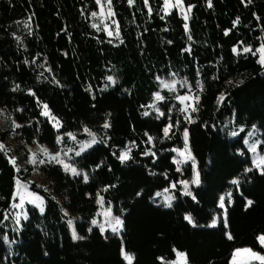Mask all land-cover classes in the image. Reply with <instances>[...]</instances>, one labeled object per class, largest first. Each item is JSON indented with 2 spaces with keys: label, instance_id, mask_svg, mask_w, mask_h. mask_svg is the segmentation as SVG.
<instances>
[{
  "label": "trees",
  "instance_id": "trees-1",
  "mask_svg": "<svg viewBox=\"0 0 264 264\" xmlns=\"http://www.w3.org/2000/svg\"><path fill=\"white\" fill-rule=\"evenodd\" d=\"M182 1L187 19L166 13L165 0H0V264H167L178 251L188 264H234L238 248L264 254V171L244 132L230 139L221 128L233 117L255 125L264 151V0ZM175 79L178 91L167 87ZM192 93L193 106L179 99ZM86 131L95 143L74 157L79 173L48 163L47 185L31 180L32 144L58 149L59 135ZM185 131L200 177L190 194L180 181L192 163L173 159ZM18 179L43 196V212L27 203L18 215ZM100 199L119 232L93 223Z\"/></svg>",
  "mask_w": 264,
  "mask_h": 264
},
{
  "label": "rangeland",
  "instance_id": "rangeland-1",
  "mask_svg": "<svg viewBox=\"0 0 264 264\" xmlns=\"http://www.w3.org/2000/svg\"><path fill=\"white\" fill-rule=\"evenodd\" d=\"M102 4L106 5V1H102ZM174 8H177L178 11L184 17L188 18L189 9L185 6L182 0H179V3L178 0H165L166 13H170ZM99 14L100 17L106 18L107 9L105 7H101L99 10ZM183 86H185L184 82L176 79L170 83H167V87L173 91H178L179 88ZM181 97H187V99L183 100V102L193 106L198 95L194 93L185 94V95L180 94L179 95L180 100ZM46 111L48 112L49 115V111L48 110ZM56 127H58L57 123H56ZM221 128L224 134H226V136L229 137L230 139L236 138L244 132V143L250 152L254 166L258 168L260 171H264V163H261V161H264V151L260 147L261 137L257 127L252 124H245L243 122H238L235 119V117H233L230 118L225 124L221 125ZM86 133L87 136L83 138L81 137V139H78L76 135L69 133L67 135L68 140H66L62 135H59L58 149H53L48 145L40 142H35L34 144H32L30 147V155L28 159V163L31 165V170H32L31 180L32 181L37 180L40 183H42V185H47L46 178L43 175L42 167L48 163L60 164L64 169H65L64 165H69L70 168L76 170V173H79L78 167L72 162L74 157L83 153L94 144L92 142L94 137L91 134H89L90 132L88 133L86 131ZM253 147L255 148V151L251 150ZM43 150H46V152ZM122 154H127V153L124 152ZM53 157H56V159H53ZM173 159L174 162L178 165V169L181 168L180 166L181 164L192 163L193 174L191 179H182L180 181L181 190L183 194H188L191 192L192 186H197L200 184V177H199L197 164L195 162L193 154L189 149L188 133H187V143L185 142L183 147L175 150ZM67 172L73 174L72 171L70 170H68ZM197 178L199 182L194 183L193 181L196 180ZM172 189H176V186L173 185ZM14 198H15L14 204H16V207L18 208V215H23L25 218L28 216L26 209L27 203L36 205L40 211L41 208H43V211L45 210V203L43 196L38 192L31 190L30 184L24 180L21 179L17 180L15 185ZM162 199L164 200L165 203H172L174 199V191L169 189L164 193ZM224 217L226 219V211L224 212ZM75 218H76L75 216H70L69 221H71V224L70 223L69 224L72 233L75 232L77 236V232L75 228ZM117 218L122 222L121 218L114 213L112 206L107 205L102 199H100L99 207L95 215V219L93 220V223L95 222L94 224L98 225L103 231L109 229L113 230V228L115 227L117 229L116 232H119L121 230L122 223L120 225H116L115 221ZM213 221H215L214 226H217L219 224V218H216ZM213 221H211L210 223L211 226L213 225ZM262 244L264 245V243ZM124 255L125 258L126 257L131 258V256L126 252H124ZM258 256H264V254L256 252L248 247L238 248L233 253L232 263L234 264L263 263L264 264V262H262L257 258ZM127 260L129 261V259ZM167 264H188L186 254L184 252L178 251L176 258L174 260L168 261Z\"/></svg>",
  "mask_w": 264,
  "mask_h": 264
},
{
  "label": "snow or ice",
  "instance_id": "snow-or-ice-1",
  "mask_svg": "<svg viewBox=\"0 0 264 264\" xmlns=\"http://www.w3.org/2000/svg\"><path fill=\"white\" fill-rule=\"evenodd\" d=\"M132 2H133V0H129V3H132ZM146 2H147V0H146ZM178 3H179V0H178ZM185 18L187 19V17H185ZM109 35H111V33H109ZM234 51H235V49H234ZM245 51H250V50L249 49H245ZM259 51H261L262 53H264V49H260ZM261 63H264V55H262V57H261ZM109 79H111V78H109ZM157 99H162V98L158 96ZM185 99H187V97H181V100L182 101L185 100ZM220 99L223 100V97H221ZM44 107H45V109H47V106L46 105ZM193 110H195V109H193ZM45 114H47V112H45ZM145 114H147V113H145ZM105 127H108V125L106 124ZM168 130H169L168 128H165V130H164L166 135L168 133ZM184 135H185V142L187 143V131H185ZM234 135H235V133H234ZM92 142L95 143V140L93 139ZM88 146H90V145H88ZM2 148H3V146L0 145V149H2ZM251 150L252 151H255V148L253 147ZM43 151L46 152V150H43ZM77 154H79V153H77ZM53 159H56V157H53ZM120 159L121 160L127 159V154H122L121 157H120ZM261 163H264V161H261ZM64 167H65V170L66 171L70 170V171H72L73 174H77L76 173V170L70 168L69 165H64ZM85 179H87V177H85ZM193 182L194 183H198L199 182L198 181V178L196 180H194ZM233 183H238V182L237 181H233ZM188 194H190V193H188ZM249 204H251V201H249ZM168 206L170 207L171 204L169 203ZM221 207H223V197L221 198ZM41 211H43V208H41ZM185 219L188 220L189 223H191V217H187L186 216ZM69 223L71 224V221H69ZM115 223H116V225H120L122 222L117 218L116 221H115ZM214 225H215V221H213V225L212 226H214ZM113 230L116 231L117 229L114 227ZM228 238L229 239H232L231 235H229ZM73 239H76L75 232H73ZM259 239H260L261 243H264V236L259 237ZM253 255H256V254H253ZM126 258L129 259V260L131 259L130 257H126ZM257 258L259 260H261L262 262H264V256H258Z\"/></svg>",
  "mask_w": 264,
  "mask_h": 264
}]
</instances>
